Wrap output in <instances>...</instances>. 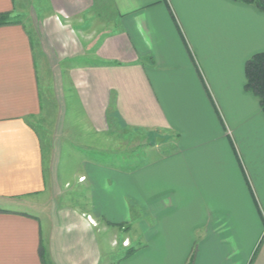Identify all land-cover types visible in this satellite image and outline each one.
Returning a JSON list of instances; mask_svg holds the SVG:
<instances>
[{
    "label": "crops",
    "instance_id": "0c3cea01",
    "mask_svg": "<svg viewBox=\"0 0 264 264\" xmlns=\"http://www.w3.org/2000/svg\"><path fill=\"white\" fill-rule=\"evenodd\" d=\"M21 3L0 0L11 19L0 25V264H264V111L245 87L264 11L46 0L23 20ZM116 127L170 149L61 175L66 143L79 155L76 138L92 137V151ZM70 180L84 207L56 200ZM44 194L45 224L3 206ZM134 204L140 230L120 239Z\"/></svg>",
    "mask_w": 264,
    "mask_h": 264
},
{
    "label": "rangeland",
    "instance_id": "374dc122",
    "mask_svg": "<svg viewBox=\"0 0 264 264\" xmlns=\"http://www.w3.org/2000/svg\"><path fill=\"white\" fill-rule=\"evenodd\" d=\"M21 7H22V13L19 15L20 19L28 20L31 17L33 18V10L32 7L35 9L39 7L40 5L45 7V1L46 0H21ZM104 9V8H103ZM38 10V8H37ZM44 77V76H43ZM45 82V90L47 81ZM46 95H48L47 91H45ZM157 138H162V136H157L154 138L152 136L151 140L148 141L147 135L142 133H135L132 130H125L121 128H112V131L107 134L103 135L102 138L95 137V141L99 142L100 146H97L95 149L93 148L92 151H89V144H93V138L92 137H86L84 135H80L78 138H76L75 142L78 144L76 147L77 152L80 151L81 154L79 155H73L71 153V149L69 148V153L66 152L67 147L69 145L66 143L65 147V153L63 156V161L60 167L61 175L64 174V171H87L88 163H84L85 161H93V159H105L106 162L110 160H120L122 159L123 162L127 161L130 163H139L138 166H140V163L145 164L146 162L150 161V156L153 157V154L151 155L149 153V147L151 145H155V142L157 143ZM68 140H73L72 137H69ZM91 142V143H90ZM161 148L162 150L170 149L168 147V144L165 143V140L161 142ZM166 148V149H165ZM163 150V151H164ZM77 154V153H76ZM155 155V153H154ZM81 156V160H80ZM71 184V185H70ZM67 187V188H66ZM74 187L76 186L74 180H70L69 184L65 186V190H67L66 193L64 190V194L56 197V200L59 203H71L74 205H78L79 207L84 205V201H81L80 194H78L76 191H74ZM73 190V191H72ZM75 195V196H74ZM47 194H44L43 196H39L38 200L39 202H34L33 204L24 203V204H14V203H8L3 204L4 207H10L12 209H17L25 212H33L37 215H39L40 219L45 224L46 222V213L47 211L43 208L38 209L36 206V203H43L41 202L42 199L46 198ZM74 196V197H73ZM2 205V204H0ZM132 206V205H129ZM84 207V206H83ZM131 208V207H130ZM131 221L130 223L125 224V226H119L117 227L120 232V239L121 237H124L125 235H129L131 237L136 236L138 233L140 222L142 221V218L144 217L143 210L138 208L137 205L134 204V206L131 208ZM129 225V227H126ZM127 239V238H126ZM129 240V239H128ZM119 242V241H118ZM130 243V242H129ZM103 250H106L103 247Z\"/></svg>",
    "mask_w": 264,
    "mask_h": 264
},
{
    "label": "trees",
    "instance_id": "16d2710c",
    "mask_svg": "<svg viewBox=\"0 0 264 264\" xmlns=\"http://www.w3.org/2000/svg\"><path fill=\"white\" fill-rule=\"evenodd\" d=\"M244 3L254 4L257 8L264 11V0H239ZM10 13H0V25L10 23ZM246 74V89L254 93L260 101L261 107L264 111V51L258 52L250 57L245 66ZM134 252L133 248L126 251L125 255L128 257ZM43 259H46V250L41 249ZM125 256V257H126ZM186 264H192V258Z\"/></svg>",
    "mask_w": 264,
    "mask_h": 264
},
{
    "label": "built area",
    "instance_id": "2783aa9c",
    "mask_svg": "<svg viewBox=\"0 0 264 264\" xmlns=\"http://www.w3.org/2000/svg\"><path fill=\"white\" fill-rule=\"evenodd\" d=\"M84 179V177H81L80 178V180H83ZM130 243H129V240L128 239H125V240H123V245H129Z\"/></svg>",
    "mask_w": 264,
    "mask_h": 264
},
{
    "label": "water",
    "instance_id": "95a60500",
    "mask_svg": "<svg viewBox=\"0 0 264 264\" xmlns=\"http://www.w3.org/2000/svg\"><path fill=\"white\" fill-rule=\"evenodd\" d=\"M164 140V138L162 137V138H157V142H160V141H163Z\"/></svg>",
    "mask_w": 264,
    "mask_h": 264
}]
</instances>
